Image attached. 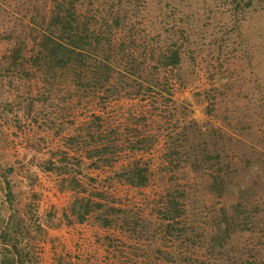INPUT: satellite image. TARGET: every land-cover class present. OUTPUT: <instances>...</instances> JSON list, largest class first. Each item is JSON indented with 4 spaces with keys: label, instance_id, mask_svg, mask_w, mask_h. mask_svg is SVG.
I'll return each instance as SVG.
<instances>
[{
    "label": "rangeland",
    "instance_id": "374dc122",
    "mask_svg": "<svg viewBox=\"0 0 264 264\" xmlns=\"http://www.w3.org/2000/svg\"><path fill=\"white\" fill-rule=\"evenodd\" d=\"M77 4L130 78L49 70L53 0H0V222L23 220L25 264H264V0ZM83 197L105 206L80 221Z\"/></svg>",
    "mask_w": 264,
    "mask_h": 264
},
{
    "label": "trees",
    "instance_id": "16d2710c",
    "mask_svg": "<svg viewBox=\"0 0 264 264\" xmlns=\"http://www.w3.org/2000/svg\"><path fill=\"white\" fill-rule=\"evenodd\" d=\"M77 3L79 0H53L46 30L42 31L38 40L39 59H36L43 60L49 70L55 67L60 69V72L69 71L73 77H79L84 67L89 66L95 72L94 80L97 87L109 84L114 75H129L128 78H130L132 72L129 68L120 69L110 59V51L113 46L110 27L104 29L107 22L98 23L96 19L95 22H92L88 14L80 11ZM169 52V54L160 56L159 61L156 62L157 67L166 69L179 65L178 52L174 50ZM99 149L101 148L98 147L94 152L88 153V157L92 153L99 155L106 151V147L103 150ZM147 171V168L133 163L123 168L117 173V176L130 186L143 187L148 181ZM10 195L9 192H6V199H10ZM75 204L79 205L78 210L74 205L72 211L75 214L80 212L78 215L80 221L84 220L88 213L105 206L101 200L95 202L91 197H83ZM110 211L114 213L120 210L111 206ZM100 217L102 214L97 215L102 226L112 224V218ZM0 223V254L2 255L0 264L27 263L30 254L27 251V246L23 244L25 233L19 231L24 228L23 220L12 216L3 219ZM35 229L37 231L41 229L40 225L37 224Z\"/></svg>",
    "mask_w": 264,
    "mask_h": 264
}]
</instances>
